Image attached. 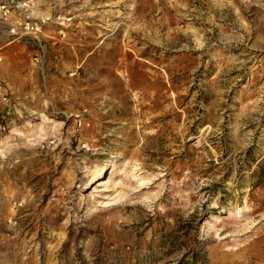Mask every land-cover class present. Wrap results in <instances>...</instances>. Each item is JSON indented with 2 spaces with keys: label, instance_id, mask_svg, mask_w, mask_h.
<instances>
[{
  "label": "rangeland",
  "instance_id": "obj_1",
  "mask_svg": "<svg viewBox=\"0 0 264 264\" xmlns=\"http://www.w3.org/2000/svg\"><path fill=\"white\" fill-rule=\"evenodd\" d=\"M0 48V264H264V0H0Z\"/></svg>",
  "mask_w": 264,
  "mask_h": 264
},
{
  "label": "built area",
  "instance_id": "obj_2",
  "mask_svg": "<svg viewBox=\"0 0 264 264\" xmlns=\"http://www.w3.org/2000/svg\"><path fill=\"white\" fill-rule=\"evenodd\" d=\"M33 29V26L32 25H27L26 26V29ZM2 57H3V54H2V50H1V48H0V61H1V59H2ZM1 88V87H0Z\"/></svg>",
  "mask_w": 264,
  "mask_h": 264
},
{
  "label": "bare ground",
  "instance_id": "obj_3",
  "mask_svg": "<svg viewBox=\"0 0 264 264\" xmlns=\"http://www.w3.org/2000/svg\"><path fill=\"white\" fill-rule=\"evenodd\" d=\"M92 174L94 175L95 174V171L92 172ZM98 175H100V174L98 173ZM98 175L96 177H98ZM93 178H95V177H93ZM97 185H101V184L97 183ZM109 205H111V204H105V205H102V206L104 207V206H109Z\"/></svg>",
  "mask_w": 264,
  "mask_h": 264
}]
</instances>
